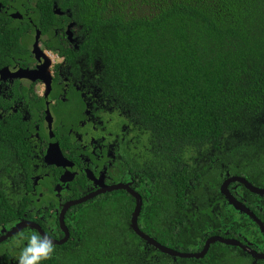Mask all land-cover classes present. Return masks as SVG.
<instances>
[{"label":"flooded vegetation","instance_id":"flooded-vegetation-1","mask_svg":"<svg viewBox=\"0 0 264 264\" xmlns=\"http://www.w3.org/2000/svg\"><path fill=\"white\" fill-rule=\"evenodd\" d=\"M85 36L65 2L0 0V129L6 134L0 139V264H19L34 233L51 240L56 260L69 242L80 241L82 224L113 195L132 207L127 227L139 237L130 226L136 199L128 190L107 189L129 187L141 196L142 212L158 184V219L145 221L141 213V231L181 254H199L208 241L215 242L196 259L156 250L139 237L135 252L146 263L264 264V229L232 206L226 191L263 226L264 196L239 182L224 188L242 177L264 189V183L251 180L264 177V160L245 165L251 178L240 167L234 174L223 137L164 170L163 151L171 148L158 139V169L148 174L153 140L145 138L128 106L101 84L98 58L81 48ZM249 132L254 137L244 136ZM242 137L240 149L263 150L264 122ZM175 170L187 175V184L176 182ZM66 230L67 241L58 244Z\"/></svg>","mask_w":264,"mask_h":264},{"label":"trees","instance_id":"trees-1","mask_svg":"<svg viewBox=\"0 0 264 264\" xmlns=\"http://www.w3.org/2000/svg\"><path fill=\"white\" fill-rule=\"evenodd\" d=\"M57 2H65L86 33L81 48L98 58L101 84L128 106L145 138L153 140L148 174L158 169V139L171 148L161 158L165 170L225 137L228 168L235 174L240 167L251 178L245 165L262 163L264 146L240 149L237 139L264 122V0ZM2 131L0 139L6 135ZM175 171L176 182L187 184V175ZM256 178L251 180L264 183V177ZM158 186L141 212L145 221L158 219ZM123 202L117 195L104 201L82 224L80 241L74 239L56 260L41 264H158L135 252L140 239L127 227L132 207Z\"/></svg>","mask_w":264,"mask_h":264},{"label":"water","instance_id":"water-1","mask_svg":"<svg viewBox=\"0 0 264 264\" xmlns=\"http://www.w3.org/2000/svg\"><path fill=\"white\" fill-rule=\"evenodd\" d=\"M234 182H239L240 184H243V185L247 186V188L250 189L252 192H254L256 194H259L261 196H264V189L256 188L249 181H247L245 178H242V177H233L232 179L228 180L227 183L224 185V188L227 189L229 187V185L231 183H234ZM113 190H128L130 192V194L136 199V207H135V210H134V212L132 214V219H131V225H130L131 226V229L141 239L145 240L148 244L154 246L157 250L159 248L162 251H164V252H166L168 254H171L173 256H176V257L178 256V257H182V258H196V259H200V258L204 257V255L206 254V252H207V250L209 248V245L211 243L215 242V240H213V239H211L210 241H208L207 244H206V247L204 248V250L201 253H199V254H181V253L175 252L173 250H170L168 248L162 247L161 245L158 244L157 241H155L153 238H151L150 236H148L147 234H145L144 232H142L141 229L139 228L138 219H139V216L141 214L142 204H143L141 196L138 193L134 192L129 187L124 186V185H119V186H116V187H112V188H108L107 189V191H113ZM226 194H227V199L230 202V204H232L238 210L245 211V212L249 213L250 216L261 226V228L264 229V226H263L262 222L260 220H258L257 217L252 212H250L244 205H242L240 202H238L231 195V193L229 192L228 189L226 191ZM62 225H64L63 224V219H62ZM22 226H23L22 224L16 226L11 233L18 232L22 228ZM68 237H69V233L66 230V237H65V239L62 240V241H60V242H58V244L65 243L67 241Z\"/></svg>","mask_w":264,"mask_h":264},{"label":"clouds","instance_id":"clouds-1","mask_svg":"<svg viewBox=\"0 0 264 264\" xmlns=\"http://www.w3.org/2000/svg\"><path fill=\"white\" fill-rule=\"evenodd\" d=\"M27 240V246L20 253L19 264H41V261L52 258L54 245L50 239L34 233Z\"/></svg>","mask_w":264,"mask_h":264},{"label":"rangeland","instance_id":"rangeland-1","mask_svg":"<svg viewBox=\"0 0 264 264\" xmlns=\"http://www.w3.org/2000/svg\"><path fill=\"white\" fill-rule=\"evenodd\" d=\"M257 124H258V123H257ZM244 136H245V137H254L252 132H249V133H247V134L244 135ZM251 166H252V163H249V168H250ZM255 169L257 170L258 167L256 166Z\"/></svg>","mask_w":264,"mask_h":264},{"label":"bare ground","instance_id":"bare-ground-1","mask_svg":"<svg viewBox=\"0 0 264 264\" xmlns=\"http://www.w3.org/2000/svg\"><path fill=\"white\" fill-rule=\"evenodd\" d=\"M232 205V204H231ZM233 206V205H232Z\"/></svg>","mask_w":264,"mask_h":264}]
</instances>
